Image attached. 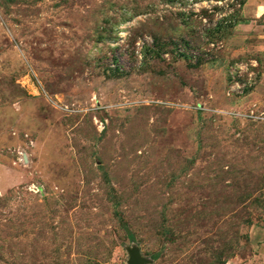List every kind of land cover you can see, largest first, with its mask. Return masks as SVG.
<instances>
[{
    "label": "rangeland",
    "instance_id": "rangeland-1",
    "mask_svg": "<svg viewBox=\"0 0 264 264\" xmlns=\"http://www.w3.org/2000/svg\"><path fill=\"white\" fill-rule=\"evenodd\" d=\"M264 264V0H0V264Z\"/></svg>",
    "mask_w": 264,
    "mask_h": 264
},
{
    "label": "water",
    "instance_id": "water-1",
    "mask_svg": "<svg viewBox=\"0 0 264 264\" xmlns=\"http://www.w3.org/2000/svg\"><path fill=\"white\" fill-rule=\"evenodd\" d=\"M128 259L126 264H147L149 259L142 257L136 246H131L126 248Z\"/></svg>",
    "mask_w": 264,
    "mask_h": 264
},
{
    "label": "built area",
    "instance_id": "built-area-1",
    "mask_svg": "<svg viewBox=\"0 0 264 264\" xmlns=\"http://www.w3.org/2000/svg\"><path fill=\"white\" fill-rule=\"evenodd\" d=\"M184 2H186L188 5H196L198 0H183Z\"/></svg>",
    "mask_w": 264,
    "mask_h": 264
}]
</instances>
